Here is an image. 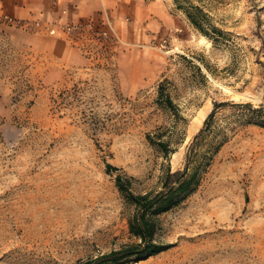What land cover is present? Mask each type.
<instances>
[{
  "label": "rangeland",
  "instance_id": "rangeland-1",
  "mask_svg": "<svg viewBox=\"0 0 264 264\" xmlns=\"http://www.w3.org/2000/svg\"><path fill=\"white\" fill-rule=\"evenodd\" d=\"M103 2L63 22L0 0V264L130 243L115 174L153 192L185 165L198 184L158 217L173 245L122 264H264V0H203L213 40L173 0Z\"/></svg>",
  "mask_w": 264,
  "mask_h": 264
},
{
  "label": "trees",
  "instance_id": "trees-1",
  "mask_svg": "<svg viewBox=\"0 0 264 264\" xmlns=\"http://www.w3.org/2000/svg\"><path fill=\"white\" fill-rule=\"evenodd\" d=\"M173 2L175 7L185 14L191 25L202 35L213 40L215 36L224 34L212 23L203 0H173ZM162 93L163 89L159 86V94ZM166 102L169 107L172 106V101L168 96ZM218 105L219 103L214 104L213 109L204 120V125L213 116ZM160 146L164 152H167L164 142H160ZM113 169L117 168L106 164V171ZM132 180V177L122 173H117L114 176L115 185L125 202L134 207L127 220L128 231L134 240L108 252L81 260L77 264H122L130 259H146L173 245L156 239L158 217L179 205L186 195L195 189L198 184L197 172L189 171L186 165L182 169L174 171L168 166L160 188L153 192H135L131 187Z\"/></svg>",
  "mask_w": 264,
  "mask_h": 264
},
{
  "label": "crops",
  "instance_id": "crops-1",
  "mask_svg": "<svg viewBox=\"0 0 264 264\" xmlns=\"http://www.w3.org/2000/svg\"><path fill=\"white\" fill-rule=\"evenodd\" d=\"M31 3H46L47 16L59 17L63 22H69L80 17L94 15L99 10L103 0H15Z\"/></svg>",
  "mask_w": 264,
  "mask_h": 264
},
{
  "label": "bare ground",
  "instance_id": "bare-ground-1",
  "mask_svg": "<svg viewBox=\"0 0 264 264\" xmlns=\"http://www.w3.org/2000/svg\"><path fill=\"white\" fill-rule=\"evenodd\" d=\"M47 195V194H46ZM56 210V209H55ZM59 210V209H58ZM40 216V215H39Z\"/></svg>",
  "mask_w": 264,
  "mask_h": 264
}]
</instances>
